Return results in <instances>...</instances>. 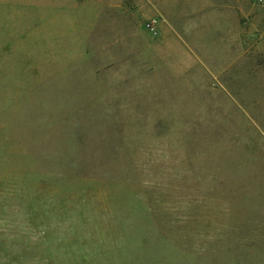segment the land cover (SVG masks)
<instances>
[{"label": "rangeland", "instance_id": "obj_1", "mask_svg": "<svg viewBox=\"0 0 264 264\" xmlns=\"http://www.w3.org/2000/svg\"><path fill=\"white\" fill-rule=\"evenodd\" d=\"M0 264H264V0H0Z\"/></svg>", "mask_w": 264, "mask_h": 264}, {"label": "crops", "instance_id": "obj_2", "mask_svg": "<svg viewBox=\"0 0 264 264\" xmlns=\"http://www.w3.org/2000/svg\"><path fill=\"white\" fill-rule=\"evenodd\" d=\"M165 31H167L168 29H164ZM180 31H186V29H184V28H182V29H180ZM162 32H164V31H162ZM166 40V41H165ZM166 42H168L167 41V37H166V35H164V34H162V39H160L159 40V43L162 45L163 43H164V46H165V43ZM159 46L160 45H158V47L157 48H159ZM179 46H180V48L182 49L181 51H183V50H185V51H187L188 50V48H189V45H188V43L185 41V40H180V44H179ZM165 48V47H164ZM231 52H233V51H231ZM233 54H234V52H233ZM169 59H166V60H164V59H162L161 61L163 62V63H166V61H168ZM182 59H180V61H181ZM184 63V62H183ZM183 70H185V71H187V69H185V68H183Z\"/></svg>", "mask_w": 264, "mask_h": 264}, {"label": "built area", "instance_id": "obj_3", "mask_svg": "<svg viewBox=\"0 0 264 264\" xmlns=\"http://www.w3.org/2000/svg\"><path fill=\"white\" fill-rule=\"evenodd\" d=\"M146 27L149 29V30H154V27H153V21L151 22H148L147 24H146Z\"/></svg>", "mask_w": 264, "mask_h": 264}]
</instances>
